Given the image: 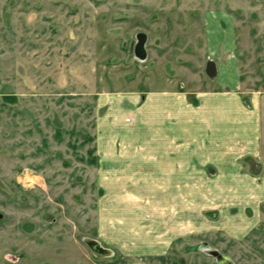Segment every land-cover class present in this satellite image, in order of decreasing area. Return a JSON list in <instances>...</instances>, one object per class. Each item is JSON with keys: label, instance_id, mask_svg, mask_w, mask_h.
<instances>
[{"label": "rangeland", "instance_id": "rangeland-1", "mask_svg": "<svg viewBox=\"0 0 264 264\" xmlns=\"http://www.w3.org/2000/svg\"><path fill=\"white\" fill-rule=\"evenodd\" d=\"M225 92L241 127L141 164L161 97ZM128 258L264 264V0H0V264Z\"/></svg>", "mask_w": 264, "mask_h": 264}, {"label": "crops", "instance_id": "crops-1", "mask_svg": "<svg viewBox=\"0 0 264 264\" xmlns=\"http://www.w3.org/2000/svg\"><path fill=\"white\" fill-rule=\"evenodd\" d=\"M212 61V60H211ZM215 62V61H214ZM216 66V77L222 71H220V65L215 62ZM160 100V106L166 112L163 115L162 112V120L165 124L166 132L161 133L160 136L161 142L166 141L168 143L169 140L175 139V150H172L171 153L168 149L157 150L159 151L160 159H153L152 157L156 154H141L137 151L131 153L134 157L131 161L132 163H140L141 156L148 155L146 159H144L141 163L142 165H150L161 169V171H182L183 169V145H182V137H183V124L186 121V125H188V121L185 120V116H192L191 123L193 126H196L198 129V134H203L204 132H214L216 135L220 133H224L229 130L231 131L232 127H238V119L234 116L233 110H238L240 118L242 117V109L236 103H233L231 100L230 93H223L220 95H215L211 97H202L199 101V106L196 107H185L184 106V98L178 94H165ZM185 111L187 114L185 115ZM190 121V120H189ZM241 121V119H240ZM241 127V126H240ZM174 130V133L169 131ZM174 134V136H173ZM225 136V135H224ZM223 136V137H224ZM221 137V136H220ZM163 145H166L163 143ZM181 145V146H180ZM174 155V157H173ZM171 157V159H169ZM175 158V159H173ZM159 163V164H157ZM151 169V168H150ZM129 257V256H128ZM135 257V256H133ZM147 257H151L148 255ZM93 264H167L165 261H157V260H143V259H135L128 258L122 259L117 262H110L106 260H97L96 262H92Z\"/></svg>", "mask_w": 264, "mask_h": 264}, {"label": "water", "instance_id": "water-1", "mask_svg": "<svg viewBox=\"0 0 264 264\" xmlns=\"http://www.w3.org/2000/svg\"><path fill=\"white\" fill-rule=\"evenodd\" d=\"M143 41H144V35H142V34L138 35V45H137L136 50L140 55L143 53V48H142ZM205 74L209 78H213L216 75V67H215V63L213 61L208 60L206 62Z\"/></svg>", "mask_w": 264, "mask_h": 264}]
</instances>
